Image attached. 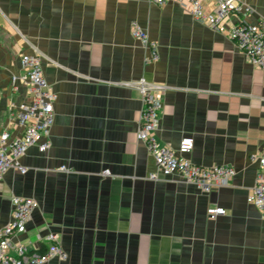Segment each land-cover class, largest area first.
I'll return each instance as SVG.
<instances>
[{
	"label": "crops",
	"instance_id": "obj_1",
	"mask_svg": "<svg viewBox=\"0 0 264 264\" xmlns=\"http://www.w3.org/2000/svg\"><path fill=\"white\" fill-rule=\"evenodd\" d=\"M182 1L0 0V133L23 131L22 53L39 51L57 93L51 147H31L27 171L0 180V227L13 195L39 202L15 241L46 251L44 236L58 234L68 257L45 264H264V219L248 201L264 147V71L230 37L235 17L213 29ZM247 1L248 19H264V0ZM134 22L158 42V60H147ZM142 77L163 87L159 143L176 149L193 136L187 157L234 167L230 185L205 193L175 176L149 178L155 159L137 138L143 101L130 84ZM216 204L227 213L210 219Z\"/></svg>",
	"mask_w": 264,
	"mask_h": 264
},
{
	"label": "built area",
	"instance_id": "obj_2",
	"mask_svg": "<svg viewBox=\"0 0 264 264\" xmlns=\"http://www.w3.org/2000/svg\"><path fill=\"white\" fill-rule=\"evenodd\" d=\"M150 1L157 4L165 2V0ZM203 1L205 0H187V2L182 1L181 5L188 9L196 20L205 22L217 30L222 29L229 18L235 17V20L229 24L230 37L249 62L264 71V19L257 21L248 19L253 11L251 4L247 0H217L214 10L205 12ZM131 29L132 35L149 50L147 60L150 62L158 60V42L151 39L136 22L132 23ZM20 62L22 77L29 83L31 99L19 105L18 121L23 129L21 135L12 137L7 129L0 133V180L10 169H17L21 173L27 171L21 164V157L31 147L36 146L41 152L51 147L50 135L54 124V103L57 93L45 77L42 55L39 51L22 53ZM16 79L17 77L14 76L13 80ZM130 84L142 95L143 108L137 138L146 143L155 159L156 169L150 172V179L158 180L175 176L196 184L205 193L232 183L236 173L234 167L204 166L194 163L187 157L194 147L193 136L182 137L176 149L161 145L156 137V131L163 107L162 85L150 82L144 77ZM254 159L258 161L261 171L248 195V201L257 207L264 219V147ZM60 169L65 170L66 167L62 165ZM103 174H109V170L104 169ZM11 205V220L0 227V264H45L54 257L67 259V252L61 246L55 231H49L44 236L49 242L44 252H39L22 240L15 241V236L26 232L33 212L39 208V202L34 197L13 195ZM226 213L227 210L222 205L216 204L207 208L210 219Z\"/></svg>",
	"mask_w": 264,
	"mask_h": 264
},
{
	"label": "trees",
	"instance_id": "obj_3",
	"mask_svg": "<svg viewBox=\"0 0 264 264\" xmlns=\"http://www.w3.org/2000/svg\"><path fill=\"white\" fill-rule=\"evenodd\" d=\"M39 252H44L43 250H38Z\"/></svg>",
	"mask_w": 264,
	"mask_h": 264
}]
</instances>
